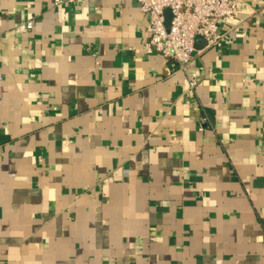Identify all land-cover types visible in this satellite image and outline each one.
I'll return each instance as SVG.
<instances>
[{"label":"crops","instance_id":"0c3cea01","mask_svg":"<svg viewBox=\"0 0 264 264\" xmlns=\"http://www.w3.org/2000/svg\"><path fill=\"white\" fill-rule=\"evenodd\" d=\"M236 1L189 88L136 0H0V264H264V0Z\"/></svg>","mask_w":264,"mask_h":264},{"label":"built area","instance_id":"2783aa9c","mask_svg":"<svg viewBox=\"0 0 264 264\" xmlns=\"http://www.w3.org/2000/svg\"><path fill=\"white\" fill-rule=\"evenodd\" d=\"M76 0H54L55 4ZM141 13L148 18L147 40L142 45L145 53L159 54L172 70L189 73L188 87L197 84V74L188 69L194 53L195 39L202 38L206 47L220 48L227 34L219 31L224 21H232L242 11L236 0H136ZM169 13V18L166 16ZM32 25L29 20L17 27L24 32Z\"/></svg>","mask_w":264,"mask_h":264},{"label":"water","instance_id":"95a60500","mask_svg":"<svg viewBox=\"0 0 264 264\" xmlns=\"http://www.w3.org/2000/svg\"><path fill=\"white\" fill-rule=\"evenodd\" d=\"M198 42H201L203 45H206V42H205V40H203L202 38H199V37H197L196 39H195V50L197 49L196 47V44L198 43Z\"/></svg>","mask_w":264,"mask_h":264}]
</instances>
